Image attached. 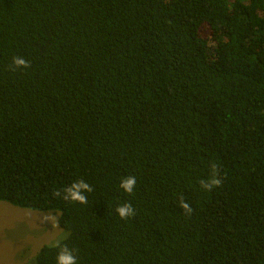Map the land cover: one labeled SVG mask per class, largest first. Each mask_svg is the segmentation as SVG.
<instances>
[{"label":"trees","instance_id":"trees-1","mask_svg":"<svg viewBox=\"0 0 264 264\" xmlns=\"http://www.w3.org/2000/svg\"><path fill=\"white\" fill-rule=\"evenodd\" d=\"M0 201L35 264H264V0H0Z\"/></svg>","mask_w":264,"mask_h":264},{"label":"rangeland","instance_id":"rangeland-1","mask_svg":"<svg viewBox=\"0 0 264 264\" xmlns=\"http://www.w3.org/2000/svg\"><path fill=\"white\" fill-rule=\"evenodd\" d=\"M60 212L33 211L0 201V264H35L43 247L69 237L59 226Z\"/></svg>","mask_w":264,"mask_h":264},{"label":"clouds","instance_id":"clouds-1","mask_svg":"<svg viewBox=\"0 0 264 264\" xmlns=\"http://www.w3.org/2000/svg\"><path fill=\"white\" fill-rule=\"evenodd\" d=\"M13 63L17 67L23 66L27 68L30 66L28 61L19 56L13 57ZM215 168L216 166L213 165L214 172L208 181H200L201 185L204 187L205 190H211L213 187L219 186L221 184L220 179H218L215 174ZM136 183L137 181L134 176H128L122 179L120 183V188H122L126 193L131 194L134 190ZM73 188L77 190L83 188L91 191L89 185L84 183L83 181H81L78 185L74 184ZM71 198L75 201H79L80 203L86 202L85 197L83 195H80L79 191H72ZM179 204L181 207L184 208L185 212L189 214L192 212V209L187 203L183 202V200H180ZM116 211L122 219H127L129 216L135 214L134 209L130 203L123 204L122 206L118 207ZM57 264H76V258L72 254L71 250L65 247L59 252L57 256Z\"/></svg>","mask_w":264,"mask_h":264}]
</instances>
